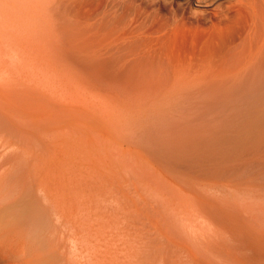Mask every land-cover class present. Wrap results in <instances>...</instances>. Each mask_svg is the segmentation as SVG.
I'll use <instances>...</instances> for the list:
<instances>
[{
	"label": "rangeland",
	"instance_id": "374dc122",
	"mask_svg": "<svg viewBox=\"0 0 264 264\" xmlns=\"http://www.w3.org/2000/svg\"><path fill=\"white\" fill-rule=\"evenodd\" d=\"M242 1L0 0V264H264Z\"/></svg>",
	"mask_w": 264,
	"mask_h": 264
},
{
	"label": "bare ground",
	"instance_id": "6f19581e",
	"mask_svg": "<svg viewBox=\"0 0 264 264\" xmlns=\"http://www.w3.org/2000/svg\"><path fill=\"white\" fill-rule=\"evenodd\" d=\"M182 1V0H181ZM187 2H191L192 0H183ZM219 0H197L198 3L206 2L209 3V6H214L218 3ZM253 3L251 4V11L252 13L258 18V20L264 26V0H252ZM249 3V0H245L240 2V4L246 6ZM218 6V5H217ZM215 7V6H214ZM3 216V215H2ZM3 218V217H2ZM1 221V220H0ZM11 224V223H10ZM7 226V225H6ZM10 226V225H9ZM10 228V227H9Z\"/></svg>",
	"mask_w": 264,
	"mask_h": 264
}]
</instances>
